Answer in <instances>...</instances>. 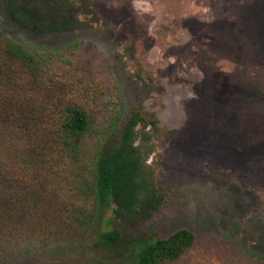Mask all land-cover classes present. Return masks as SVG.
<instances>
[{
  "label": "rangeland",
  "instance_id": "obj_1",
  "mask_svg": "<svg viewBox=\"0 0 264 264\" xmlns=\"http://www.w3.org/2000/svg\"><path fill=\"white\" fill-rule=\"evenodd\" d=\"M0 35L97 130L159 121L148 164L165 203L125 237L185 229L175 264H264V0H0ZM72 255L64 238L0 239V264Z\"/></svg>",
  "mask_w": 264,
  "mask_h": 264
},
{
  "label": "trees",
  "instance_id": "obj_2",
  "mask_svg": "<svg viewBox=\"0 0 264 264\" xmlns=\"http://www.w3.org/2000/svg\"><path fill=\"white\" fill-rule=\"evenodd\" d=\"M159 130L138 113L118 132L97 130L44 79L28 45L0 35V239H67L68 264L177 263L190 231L124 236L165 203L148 164Z\"/></svg>",
  "mask_w": 264,
  "mask_h": 264
}]
</instances>
